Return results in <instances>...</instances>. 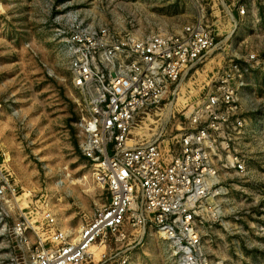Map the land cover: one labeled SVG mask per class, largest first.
<instances>
[{
	"label": "rangeland",
	"instance_id": "rangeland-1",
	"mask_svg": "<svg viewBox=\"0 0 264 264\" xmlns=\"http://www.w3.org/2000/svg\"><path fill=\"white\" fill-rule=\"evenodd\" d=\"M195 22L210 28L214 46L183 71L162 109L135 117L131 143L160 136L168 144L192 104L232 74L244 124L233 145L246 172H222L201 203L194 264H264V0H0V185L2 177L12 185L8 215L0 202V264H29L37 235L31 229L26 244L16 233L23 215L36 228L50 212L77 232L109 201L80 149V121L95 106L74 78L72 36L104 27L114 44ZM93 251L91 264H187L150 223Z\"/></svg>",
	"mask_w": 264,
	"mask_h": 264
},
{
	"label": "built area",
	"instance_id": "built-area-1",
	"mask_svg": "<svg viewBox=\"0 0 264 264\" xmlns=\"http://www.w3.org/2000/svg\"><path fill=\"white\" fill-rule=\"evenodd\" d=\"M114 35L103 27L71 40L75 81L89 88L95 106L80 121V149L109 201L77 232L61 227L50 212L36 228L23 215L16 233L26 244L31 229L37 235L29 264H91L99 241L122 240L129 228L149 223L186 254L187 264H194V253L201 251V203L220 185L222 172H246L243 155L233 145L244 124L230 73L192 104L186 127L168 144L160 136L131 143L135 117L162 109L183 71L214 46L210 28L195 22L174 33L126 34L113 44ZM1 179L0 202L8 215L6 189L12 185Z\"/></svg>",
	"mask_w": 264,
	"mask_h": 264
},
{
	"label": "bare ground",
	"instance_id": "bare-ground-1",
	"mask_svg": "<svg viewBox=\"0 0 264 264\" xmlns=\"http://www.w3.org/2000/svg\"><path fill=\"white\" fill-rule=\"evenodd\" d=\"M168 114V113H167ZM169 118V117H168Z\"/></svg>",
	"mask_w": 264,
	"mask_h": 264
}]
</instances>
